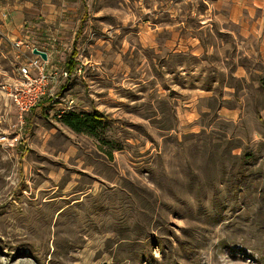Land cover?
<instances>
[{"label":"rangeland","instance_id":"1","mask_svg":"<svg viewBox=\"0 0 264 264\" xmlns=\"http://www.w3.org/2000/svg\"><path fill=\"white\" fill-rule=\"evenodd\" d=\"M165 3L102 0L115 17L96 36L79 0L68 45L32 40L58 78L40 104L48 116L40 106L23 125L3 86L20 78L31 52L0 35V264H264V65L254 55L246 64L259 74L237 121L184 116L173 73L194 60L141 47L136 24L143 16L149 27L165 24L154 17ZM171 7L190 23L202 9L199 0ZM95 109L121 113L94 133L55 119Z\"/></svg>","mask_w":264,"mask_h":264},{"label":"crops","instance_id":"2","mask_svg":"<svg viewBox=\"0 0 264 264\" xmlns=\"http://www.w3.org/2000/svg\"><path fill=\"white\" fill-rule=\"evenodd\" d=\"M101 1L87 0L88 31L96 36L112 27L113 22L106 21L107 15L112 19L115 17L102 9ZM163 1H166L164 7L157 9L154 17L157 18L158 13L165 16V24L152 23L149 27L147 23L150 20L144 16L136 24L140 25L141 47L157 52L171 51L176 56L184 54L194 60V63L184 64L181 71L173 73L176 75L174 85L183 91L176 110L187 117L195 114V119L216 112L220 118L237 121L243 111L242 106H247L248 98L255 96L253 78L259 74L246 64L254 55L264 65V0H199L202 9L190 12L194 23L188 22L185 14L171 7L174 0H159L160 3ZM78 9L79 0H0V35L10 42L21 39L24 44L34 46L32 40H39L38 43L44 45L43 40L54 35L68 45L66 35L74 32ZM120 19L124 24L127 22L123 17ZM23 28L31 35L23 37ZM229 43L235 46L232 51H229ZM172 54L169 52L168 56ZM111 77L106 78L112 82L114 76ZM229 80L235 84H229ZM113 85H107L108 99L114 96ZM259 85L264 89V80ZM192 87L194 93L190 92ZM73 99L65 102L66 105L73 104ZM40 104L33 111L42 106L45 116H48L49 104ZM95 111L105 116L103 125L121 113V110L113 114ZM188 123H182L183 128L191 125L190 120Z\"/></svg>","mask_w":264,"mask_h":264},{"label":"built area","instance_id":"3","mask_svg":"<svg viewBox=\"0 0 264 264\" xmlns=\"http://www.w3.org/2000/svg\"><path fill=\"white\" fill-rule=\"evenodd\" d=\"M14 45L16 49H27L32 54L27 55V51H23V60L19 70L20 78L3 86V88H8L9 96L14 101V107L18 112L20 123L23 125L25 114L36 108L47 96V89L52 82L57 80L58 74L56 71L48 72L50 56L46 51L47 59L44 60L41 56L34 54V50L29 44L15 42ZM41 51L44 52V49ZM63 76H67V73H64ZM53 97L55 100L60 99L57 96ZM5 141V136L0 137V144Z\"/></svg>","mask_w":264,"mask_h":264},{"label":"trees","instance_id":"4","mask_svg":"<svg viewBox=\"0 0 264 264\" xmlns=\"http://www.w3.org/2000/svg\"><path fill=\"white\" fill-rule=\"evenodd\" d=\"M74 67L71 62L68 64V70H72ZM59 121L65 126L71 128L76 132H85L86 130H91L94 133L98 128L103 125L105 116L100 112L92 113H76V112H64L63 114H58Z\"/></svg>","mask_w":264,"mask_h":264},{"label":"water","instance_id":"5","mask_svg":"<svg viewBox=\"0 0 264 264\" xmlns=\"http://www.w3.org/2000/svg\"><path fill=\"white\" fill-rule=\"evenodd\" d=\"M34 54L35 55H39V56H41L44 60H46L47 59V55H46V53H44V52H41V51H39V50H34Z\"/></svg>","mask_w":264,"mask_h":264}]
</instances>
